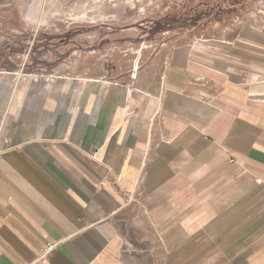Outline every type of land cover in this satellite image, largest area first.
I'll list each match as a JSON object with an SVG mask.
<instances>
[{
  "label": "crops",
  "instance_id": "0c3cea01",
  "mask_svg": "<svg viewBox=\"0 0 264 264\" xmlns=\"http://www.w3.org/2000/svg\"><path fill=\"white\" fill-rule=\"evenodd\" d=\"M226 40L145 98L34 81L0 119V264H264V6Z\"/></svg>",
  "mask_w": 264,
  "mask_h": 264
},
{
  "label": "rangeland",
  "instance_id": "374dc122",
  "mask_svg": "<svg viewBox=\"0 0 264 264\" xmlns=\"http://www.w3.org/2000/svg\"><path fill=\"white\" fill-rule=\"evenodd\" d=\"M132 1L135 7L105 0L84 17L73 7L91 0H0V119L40 78L156 93L180 49H203L262 26L264 0Z\"/></svg>",
  "mask_w": 264,
  "mask_h": 264
},
{
  "label": "bare ground",
  "instance_id": "6f19581e",
  "mask_svg": "<svg viewBox=\"0 0 264 264\" xmlns=\"http://www.w3.org/2000/svg\"><path fill=\"white\" fill-rule=\"evenodd\" d=\"M105 2V0H91V2H87L85 4H81V6L79 8H77V6H74L73 7V10L74 11H78L80 12V14L84 17H88L89 16V12L90 11H94V10H97V9H101L103 3ZM117 2V1H116ZM127 4L130 6V7H135V2L132 1V0H127ZM146 4V3H144ZM110 8V7H109ZM39 10V9H38ZM106 19V18H105ZM224 39L223 41H227L225 36L222 38ZM227 43V42H226ZM212 48V47H211ZM162 83V82H161ZM136 91V90H135ZM137 93H139L140 97L141 98H145L147 96L150 95V91L148 90H143L141 88H138L137 89ZM152 97V96H151Z\"/></svg>",
  "mask_w": 264,
  "mask_h": 264
},
{
  "label": "built area",
  "instance_id": "2783aa9c",
  "mask_svg": "<svg viewBox=\"0 0 264 264\" xmlns=\"http://www.w3.org/2000/svg\"><path fill=\"white\" fill-rule=\"evenodd\" d=\"M53 249V246H49V250H52Z\"/></svg>",
  "mask_w": 264,
  "mask_h": 264
}]
</instances>
